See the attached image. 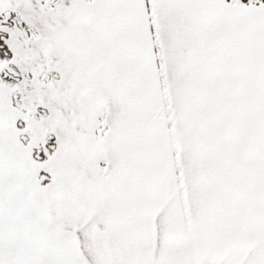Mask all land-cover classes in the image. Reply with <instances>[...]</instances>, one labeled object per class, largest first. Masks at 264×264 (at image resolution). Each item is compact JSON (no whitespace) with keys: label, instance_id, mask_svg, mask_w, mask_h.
<instances>
[{"label":"snow or ice","instance_id":"6c2138e0","mask_svg":"<svg viewBox=\"0 0 264 264\" xmlns=\"http://www.w3.org/2000/svg\"><path fill=\"white\" fill-rule=\"evenodd\" d=\"M0 264H264V0H0Z\"/></svg>","mask_w":264,"mask_h":264}]
</instances>
